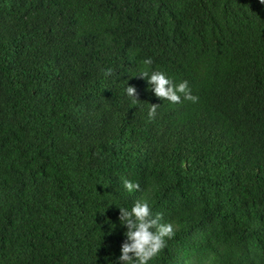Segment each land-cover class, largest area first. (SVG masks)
Listing matches in <instances>:
<instances>
[{
    "label": "trees",
    "instance_id": "1",
    "mask_svg": "<svg viewBox=\"0 0 264 264\" xmlns=\"http://www.w3.org/2000/svg\"><path fill=\"white\" fill-rule=\"evenodd\" d=\"M142 198L149 264H264V0H0V264H113Z\"/></svg>",
    "mask_w": 264,
    "mask_h": 264
},
{
    "label": "clouds",
    "instance_id": "2",
    "mask_svg": "<svg viewBox=\"0 0 264 264\" xmlns=\"http://www.w3.org/2000/svg\"><path fill=\"white\" fill-rule=\"evenodd\" d=\"M143 64L145 68L139 75L147 80L157 97L173 103L184 99L193 102L199 100L187 79L177 83L165 71L150 69L149 66L153 64L152 57H146ZM112 71L111 67L104 69L105 75L111 74ZM126 92L134 102L139 101L134 85L127 84ZM159 106L158 103H150L148 110L150 120L155 118ZM124 187L131 193L139 190L141 185L138 181L126 179ZM119 222L124 227V239L121 242L120 254L113 264H149L166 247L168 239L175 235V225L170 221H164L163 213H154L148 199H137L130 207L120 206Z\"/></svg>",
    "mask_w": 264,
    "mask_h": 264
}]
</instances>
